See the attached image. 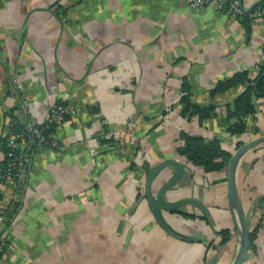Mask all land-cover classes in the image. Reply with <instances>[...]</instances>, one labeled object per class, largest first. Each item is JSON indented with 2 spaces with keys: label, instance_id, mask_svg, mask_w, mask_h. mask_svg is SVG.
Segmentation results:
<instances>
[{
  "label": "crops",
  "instance_id": "obj_1",
  "mask_svg": "<svg viewBox=\"0 0 264 264\" xmlns=\"http://www.w3.org/2000/svg\"><path fill=\"white\" fill-rule=\"evenodd\" d=\"M240 1L245 11L262 0ZM249 18L246 32L212 5L183 0H0L2 125L9 115L41 124L54 103L76 110L55 125L58 149L33 154L15 205L1 188L0 264H231L239 238L226 167L205 173L176 148L181 131L215 138L229 154L264 134V100H254L245 131L230 136L219 111L242 88L209 98L218 80L244 70L253 79L264 64V19ZM182 86L216 116L201 124L182 117ZM166 159L183 166L168 200L195 199L207 213L192 204L161 211L182 238L166 233L141 198L147 170ZM171 173L164 170L153 192ZM234 182L251 231L257 227L242 264H264V210L257 208L264 145L239 158ZM221 230L229 231L225 241Z\"/></svg>",
  "mask_w": 264,
  "mask_h": 264
},
{
  "label": "trees",
  "instance_id": "obj_2",
  "mask_svg": "<svg viewBox=\"0 0 264 264\" xmlns=\"http://www.w3.org/2000/svg\"><path fill=\"white\" fill-rule=\"evenodd\" d=\"M263 3L264 2L257 4L248 13L243 12V15L237 20L244 27L246 32L249 29V16L256 8H260ZM262 52L264 54V43ZM255 83L256 86L255 89H253ZM235 87H241L242 90L230 103L221 107L219 111L221 120L225 124V130L230 136L242 134L245 131V119L255 113L254 100H264V64L257 67V74L253 79H251L248 72L244 70L236 72L230 77L218 80L210 90L209 98L214 99ZM181 89L183 90L184 87L182 86ZM179 103L181 108L180 115L188 118L194 117L198 124L208 122L216 116L215 107L213 105L200 106L192 103L185 90H183V94L179 97ZM5 116L6 113H2L0 120L2 119L3 121ZM8 117L11 119L13 118L12 115ZM11 127L14 132L20 130V126L17 123L13 124ZM55 127V124L48 126L43 130V135L46 137H53ZM7 151L8 149L4 146L3 139L0 136V153L4 154L0 160V169L7 163V158L5 156ZM176 153L190 164L199 166L205 173L217 172L224 169L230 156L228 152L220 148L217 139L205 140L201 137L190 136L182 131L178 134ZM262 218H264V214ZM256 230L257 227L249 234L247 250L252 246ZM219 235L221 240L225 241L228 238L229 231L221 230Z\"/></svg>",
  "mask_w": 264,
  "mask_h": 264
},
{
  "label": "built area",
  "instance_id": "obj_3",
  "mask_svg": "<svg viewBox=\"0 0 264 264\" xmlns=\"http://www.w3.org/2000/svg\"><path fill=\"white\" fill-rule=\"evenodd\" d=\"M191 8H201L212 5L219 12L224 13L231 19L238 20L243 15V9L237 0H183ZM252 18L264 19V3L256 8L251 14ZM28 112V111H27ZM76 110L70 105L54 103L46 111L44 120L41 124H34L27 120L15 117L7 118L1 130V138L4 146L8 149L5 156L6 165L0 169V196L1 188L11 190L10 204L18 201L17 192H20L28 178L29 169L33 154L40 148L58 149V142L53 137L43 135V130L50 125L58 124L60 121L74 116ZM18 124L19 131H13L12 125ZM4 154L0 153V157ZM5 221L4 215L0 212V225ZM6 242L0 230V255L2 254Z\"/></svg>",
  "mask_w": 264,
  "mask_h": 264
},
{
  "label": "water",
  "instance_id": "obj_4",
  "mask_svg": "<svg viewBox=\"0 0 264 264\" xmlns=\"http://www.w3.org/2000/svg\"><path fill=\"white\" fill-rule=\"evenodd\" d=\"M239 6H241V1L237 0ZM264 2V0L259 3ZM253 5L249 9L245 10V13L250 12L257 4ZM256 83L253 86L255 89ZM2 117V112L0 110V118ZM2 130V119L0 120V136ZM259 144H264V134L259 135L247 142L239 144L236 149L230 154L226 163V201L227 209L232 221V227L239 238V248L236 256L231 264H242L244 258L250 259L251 254L248 253V239L251 232L250 224L251 220L246 218L242 212L241 206L237 199L234 173L235 167L239 158L247 151L255 148ZM171 168L172 173L169 177L157 187L156 191L153 192L152 185L157 178L163 175L165 169ZM183 175V166L174 159H166L158 163L152 169H148L143 181L142 196L141 198L145 200L151 215L158 222L159 226L169 235L182 238L178 235L171 227L163 220L161 211L163 212H177V208L183 204H192L196 206L206 218L207 213L205 208L195 199H178L174 201H169L167 196L172 195L177 188V183ZM19 192H17L18 194ZM257 208L264 210V197H260L257 200ZM185 215V214H182Z\"/></svg>",
  "mask_w": 264,
  "mask_h": 264
},
{
  "label": "rangeland",
  "instance_id": "obj_5",
  "mask_svg": "<svg viewBox=\"0 0 264 264\" xmlns=\"http://www.w3.org/2000/svg\"><path fill=\"white\" fill-rule=\"evenodd\" d=\"M238 144H240V143H238ZM259 145H264V144H259ZM257 147V146H256ZM259 221V220H258Z\"/></svg>",
  "mask_w": 264,
  "mask_h": 264
},
{
  "label": "flooded vegetation",
  "instance_id": "obj_6",
  "mask_svg": "<svg viewBox=\"0 0 264 264\" xmlns=\"http://www.w3.org/2000/svg\"><path fill=\"white\" fill-rule=\"evenodd\" d=\"M243 212V211H242Z\"/></svg>",
  "mask_w": 264,
  "mask_h": 264
}]
</instances>
